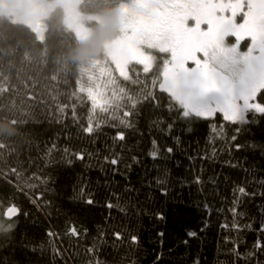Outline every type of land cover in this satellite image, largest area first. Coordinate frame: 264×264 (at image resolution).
Listing matches in <instances>:
<instances>
[{"label":"snow or ice","instance_id":"obj_1","mask_svg":"<svg viewBox=\"0 0 264 264\" xmlns=\"http://www.w3.org/2000/svg\"><path fill=\"white\" fill-rule=\"evenodd\" d=\"M204 2L227 7L213 8L199 16L166 17L162 21L165 27L160 33L161 46L148 54L146 63L131 62L142 66L144 73H150L155 66L158 75L151 81V88L140 81L138 69L133 71L125 65L127 74L110 83L111 94L102 105H98L92 88L82 84L83 77L75 79V90L70 91L72 84L67 79L61 81L53 75L52 84L47 86L51 92L46 97L38 98L39 93L29 94V101L35 102L30 107L38 109L39 115L16 121L26 132V138L19 143L0 142V206L4 207L0 216L6 221L0 222V264H61V261L67 264L69 249L56 243L59 234L53 230L51 218L54 213H60L57 206L62 192L59 170L72 166L73 158L85 160L83 151L61 146L62 137L67 141L72 139L69 116L83 133L91 135L94 131L90 116L86 126L80 122L75 100L84 92H87L90 110L99 107L106 114L103 118L109 121L108 127L132 129L140 137L145 135L140 131V124L146 122L148 128L150 147L146 156L152 161L150 167L145 165L140 154H132L131 148L127 149V158L122 152H116L111 159L107 155L103 157L113 166L123 165L122 170L119 167L110 169L111 177L105 172V182L110 186L116 176L123 180L119 185L122 192L111 193L116 203L109 200L107 208H119L122 212L139 209L135 215L148 214L145 209L151 206L149 193L163 198L174 193L179 197L184 188L194 184L201 197L195 207L202 210L204 216L198 230L184 233L180 243L188 247L192 241L201 240V234L211 227L212 202L220 195L223 174L216 173L205 180L203 165L219 161L243 174L242 178L232 180L233 198L229 208L232 222L219 224V228L228 233L222 237L227 246L224 254L230 264H264V175L258 174L264 173V167L250 163V159L257 158L264 162V136L241 142L244 133L255 136L253 128L264 125V0ZM120 55L119 48L112 53L116 58ZM113 66L119 72L115 59ZM87 80L90 85L93 77ZM32 87L38 86L33 84ZM22 114L28 115L27 112ZM201 121L210 126V135L204 138L203 144L195 139ZM54 125L60 130L53 131ZM126 138L125 131H116L110 147H117L116 141L125 142ZM118 147L124 149L126 145L122 143ZM242 152L247 155H236ZM197 161L199 169L195 167ZM137 166L142 171L134 181L132 173ZM180 169L194 173L191 180ZM100 170L105 171L103 166ZM230 179L223 176L225 182ZM89 185L88 177L78 174L70 184L69 201L94 205L93 193L86 192ZM5 198L12 201L7 206L3 205ZM17 198L20 203L15 202ZM257 199L261 201L256 206L261 217L258 223L239 211L242 205ZM150 215L154 221H166L163 211H153ZM21 219L43 228L47 239L37 242L26 232H19ZM245 231L257 233L250 247L242 235ZM83 232L87 233L88 229ZM69 233L81 234L74 225L67 229L66 234ZM110 235L114 239L108 245L109 233L100 231L86 248V255H80V264H139L134 258L138 253H134L132 247L139 246L140 236L125 237L116 228ZM155 236L161 250L157 251L153 264H163L166 232L158 230ZM126 239L129 240L127 247L124 246ZM105 246L112 251L108 259L101 260ZM192 264H201L200 258L194 257Z\"/></svg>","mask_w":264,"mask_h":264},{"label":"trees","instance_id":"obj_2","mask_svg":"<svg viewBox=\"0 0 264 264\" xmlns=\"http://www.w3.org/2000/svg\"><path fill=\"white\" fill-rule=\"evenodd\" d=\"M131 1L80 0L78 6L81 14L105 15L111 14L118 5ZM131 62L128 63V66L133 71L138 69L140 81L147 83L151 88V81L158 75L155 66L150 73H144L142 66L133 65ZM53 75L61 81L67 79L72 84L70 91L75 90V79L83 77L82 84L90 86L93 95L97 96L96 94L100 93V105L104 104L106 97L111 94L112 85L110 83L118 76H122L117 73L112 61L105 55L100 45L83 42L75 30L64 25L61 7L57 6L49 12L45 20L42 38H38L26 24L13 21L10 17L0 14V106H2V110H0V142L19 143L26 138V132L16 121L38 117L39 110L30 107L35 102L29 101V94L39 93L38 98L46 97L51 92L47 86L52 84L51 77ZM89 76L93 77L90 85L87 80ZM33 84L38 87L33 88ZM159 94L157 90V95ZM79 97L75 102L81 125L86 126L87 118L90 116L94 131L91 135L83 133L80 128L75 127L69 116V131L72 133V139L67 141L62 137L61 146H68L73 151H83L85 160L80 161L73 158L72 166H65L59 170L58 181L62 192L57 206L60 213L59 215L54 213L51 218V226L59 234L56 243L62 248L69 249V257H66L67 264H80V255H86V248L91 246L93 238L97 237L100 231L109 233L108 245H111L114 238L110 233L114 228L120 229L125 237H130L131 234L140 236L139 246L132 247V251L138 253L134 258L139 261V264H153L157 251L161 250L155 236L158 230L166 232L163 264H192L194 257H199L201 264H230L229 258L224 254V249L227 246L222 242V237L228 233L220 229L219 224L225 221L232 222V214L229 212L233 198L232 180L242 178L243 174L238 170L225 167L219 161L216 163L209 161L203 165L205 180L216 173H222L223 176H229L231 179L225 182L223 176L221 177L220 195L216 196L212 202L211 227L201 234V240L192 241L188 247H185L180 243L184 238V233L187 230H198L202 226L204 216L202 210L195 207L201 201L197 186L192 184L190 187L184 188L179 197L174 193L170 194L168 198H163L156 193H149L151 206L145 209V213L148 214L135 215L134 212L139 209L122 212L119 208H107L105 205L109 200L116 203L115 197L111 193L122 192L119 185L123 184V180L120 176H116L110 186L105 182V172L111 177L110 169L119 167L122 170L123 165L113 166L103 157L107 155L111 159L116 152H122L127 158L129 155L127 149L131 148L132 154H140L145 165L150 167L152 161L146 156V150L150 147L148 128L146 122L140 124V131L145 133L143 137H140L132 129L110 128L107 126L109 121L103 118L106 114L102 113L99 107L90 110L87 92L80 93ZM23 112H27L28 115L24 116ZM212 123H221V121ZM97 124L99 127L96 126ZM59 130L57 126H53V131ZM118 130L126 132V141H116L117 147H110L112 138ZM217 131L219 132L220 129L218 128ZM253 132L255 136L244 133L241 136V142L246 139L259 140L261 136H264V125L253 128ZM209 135V123L201 121L196 130L195 139L200 140L203 144L204 138ZM122 143L126 145L124 149L118 147ZM87 153H92V155L88 156ZM236 155L243 156L247 153L242 152ZM226 157L225 153L224 158ZM250 163L264 167V162L259 161L258 158L254 161L250 159ZM101 166L105 169L104 172L100 170ZM195 167L199 169V161L196 162ZM141 171L142 169L137 166L136 171L132 173L134 181ZM179 171L184 173L189 180L194 175V173H185L184 169ZM80 173L85 174L90 181L86 192L93 193L96 203L92 206L71 202L68 199L70 184ZM258 174L264 175V173ZM178 200L184 202L179 203ZM10 202H12L10 199L5 198L3 205L7 206ZM15 202L20 203V199L17 198ZM259 204L261 201L257 199L242 205L239 211L247 213L249 218L258 223L261 217L256 212V206ZM25 207L28 206L25 205ZM3 210L4 207L0 206V213ZM153 211H163L166 221H154L150 215ZM0 222L6 223L2 216H0ZM73 225L81 233L79 236L66 234L67 229ZM47 226L45 224V227ZM85 228L88 229L87 233L83 232ZM19 232H26L31 239L37 242L47 239L44 237L43 228L34 226L23 219L19 223ZM242 235L250 247L257 233L245 231ZM128 244L129 240L126 239L124 246L127 247ZM242 247L244 246L242 245ZM105 248L106 251L100 256L101 260L108 259V253L112 251L108 246ZM169 248H171L170 252ZM73 253H78V255H73Z\"/></svg>","mask_w":264,"mask_h":264},{"label":"rangeland","instance_id":"obj_3","mask_svg":"<svg viewBox=\"0 0 264 264\" xmlns=\"http://www.w3.org/2000/svg\"><path fill=\"white\" fill-rule=\"evenodd\" d=\"M80 0H0V14L30 27L42 38L45 20L55 7L63 11L64 25L76 31L80 39L100 45L102 51L119 66L120 75L127 74L125 65L131 61L148 60V54L161 46L162 21L180 15L199 16L225 4L208 5L204 0H132L115 7L111 14H81ZM127 45V47H122ZM120 57L112 56L117 49ZM116 71L117 68L115 67ZM105 73V72H104ZM100 81V80H97ZM98 105L100 93L96 94Z\"/></svg>","mask_w":264,"mask_h":264}]
</instances>
